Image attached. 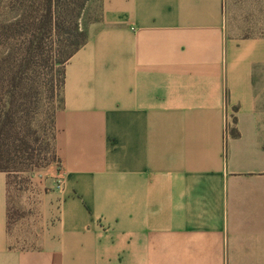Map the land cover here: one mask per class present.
Instances as JSON below:
<instances>
[{"label": "crops", "instance_id": "obj_1", "mask_svg": "<svg viewBox=\"0 0 264 264\" xmlns=\"http://www.w3.org/2000/svg\"><path fill=\"white\" fill-rule=\"evenodd\" d=\"M97 3L30 237L0 172V264H264V32L225 0Z\"/></svg>", "mask_w": 264, "mask_h": 264}, {"label": "trees", "instance_id": "obj_2", "mask_svg": "<svg viewBox=\"0 0 264 264\" xmlns=\"http://www.w3.org/2000/svg\"><path fill=\"white\" fill-rule=\"evenodd\" d=\"M90 1L0 0V48H8L9 52L0 62V172L7 175L15 172L14 164L31 162L29 165H33L29 137L23 135L20 126L27 121V100L31 97L38 102L42 95L51 97V89L53 91L55 86L51 87V78H48L52 65L62 68L56 85L58 91H62L66 63L87 42V31L80 22ZM67 50L64 56L55 54ZM3 98L9 100L8 109ZM21 114L25 115L20 117ZM231 134L236 136L234 132ZM44 160L45 163L51 160L59 163L55 142L52 157Z\"/></svg>", "mask_w": 264, "mask_h": 264}, {"label": "rangeland", "instance_id": "obj_3", "mask_svg": "<svg viewBox=\"0 0 264 264\" xmlns=\"http://www.w3.org/2000/svg\"><path fill=\"white\" fill-rule=\"evenodd\" d=\"M225 9L232 30L234 27H238L241 34L255 30L264 32V0H225ZM99 15L97 0H91L84 11L83 20L80 22L81 27L87 31L88 25L98 19ZM8 53V48H0V62L7 58ZM67 53L68 50L60 54L55 52L56 56H64ZM61 70L60 66H51V77L48 78H51V87L52 84L55 85L54 90L51 89V97L42 95L38 102L30 97L25 106L27 115H20V117L24 115L27 117V121L20 123V126L23 135L27 134L26 137H29L27 140L31 145L34 161L33 165H29L31 162L14 164L13 167L17 170L10 172L8 177L9 203L14 235H21L23 238L30 237L33 228L39 226L41 217L39 210L41 203H43V194L50 192L48 180L51 179V196L54 189L59 190L61 188V181L58 177L59 163L52 160L51 163H45L44 160L50 155L52 157V149L54 148L55 131L52 120L53 115L61 107L62 91L59 92L56 86L60 79L58 72ZM3 102L6 103L8 109V98H3ZM39 159L41 160L39 161ZM35 163L38 164V167L35 166ZM33 244L28 242L23 245L24 247H33Z\"/></svg>", "mask_w": 264, "mask_h": 264}, {"label": "built area", "instance_id": "obj_4", "mask_svg": "<svg viewBox=\"0 0 264 264\" xmlns=\"http://www.w3.org/2000/svg\"><path fill=\"white\" fill-rule=\"evenodd\" d=\"M58 188H60V187H58Z\"/></svg>", "mask_w": 264, "mask_h": 264}]
</instances>
